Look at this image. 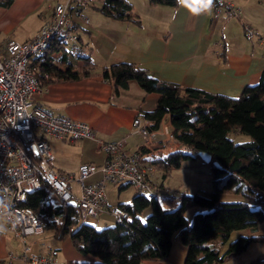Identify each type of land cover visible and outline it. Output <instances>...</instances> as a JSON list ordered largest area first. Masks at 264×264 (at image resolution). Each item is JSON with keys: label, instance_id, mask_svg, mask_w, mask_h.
<instances>
[{"label": "trees", "instance_id": "16d2710c", "mask_svg": "<svg viewBox=\"0 0 264 264\" xmlns=\"http://www.w3.org/2000/svg\"><path fill=\"white\" fill-rule=\"evenodd\" d=\"M10 1L2 4L8 5ZM149 1L167 5L177 2ZM100 9L118 19L138 21V15L125 0H103ZM81 42L78 35L76 48L56 36L32 58L30 67L42 84L78 76L72 70L70 54H78L84 60L83 75L90 73L88 69L94 62L80 52ZM45 73L48 77H44ZM102 75L111 84L113 94L126 89L131 80L145 93H156L155 106L141 108L140 115L152 122L150 130L160 127L163 117L168 116L172 133L179 142L178 149L147 159L159 170L161 178L165 179L185 161L198 158L207 167L210 187L198 186L191 193L184 191L180 203L168 208L158 200L169 195L168 189L158 197H148L134 186L136 190L130 201L117 203L128 212V217L97 229L82 220L77 205L48 203L52 190L42 183L27 193L23 204L44 218L43 230L51 225L56 238H69L78 252L97 257L93 262L66 264H139L144 260L166 259L173 236L187 248L184 264H214L246 250L253 242L264 243V236L255 234L257 226L264 221V80L245 86L238 96H230L160 79L134 62L111 63L102 69ZM230 132L245 137L235 140L229 136ZM159 146L140 144L135 151L147 153ZM199 150L211 155L210 162L199 157ZM153 183L163 188L162 182ZM128 185L131 184L120 187ZM227 190L237 196L234 201L220 200L221 193ZM189 209L193 211L191 221L185 215ZM241 230H247L248 235L238 234L230 239L232 232ZM217 237L221 242L213 245L211 241ZM223 244H226L224 249ZM263 259L261 253L247 264H259Z\"/></svg>", "mask_w": 264, "mask_h": 264}, {"label": "crops", "instance_id": "0c3cea01", "mask_svg": "<svg viewBox=\"0 0 264 264\" xmlns=\"http://www.w3.org/2000/svg\"><path fill=\"white\" fill-rule=\"evenodd\" d=\"M59 1L63 0H11L8 5L0 2V58L5 55V44L9 39L24 42L32 38L41 26L51 19L52 7ZM125 1L138 15V21L118 19L103 12L100 9L103 0H98V4L93 6L94 12L122 21V24H109L110 30L96 41L92 36V30L80 24L83 20L72 12L69 13L76 33L83 40L80 52L89 56L94 64L88 69L90 73L83 75L84 60L78 57V54H70L72 70L78 76L45 83L34 96L35 102L41 107L49 109L57 116L86 122L94 131L93 139L65 142L52 137L47 138L52 153L50 163L55 172L76 174L79 164L84 162L101 165L107 154L99 147L100 142L123 140L125 148L130 150H135L141 144L138 136L132 133V120L134 117H140L145 121L140 115L141 108H153L157 95L145 93L133 80L126 89L113 94L111 84L102 75V69L112 62H134L160 79L230 96H238L245 86L264 80V0H231L238 8L236 16H226L223 11L214 16L213 3L209 9L193 14L187 8L186 0L185 2L177 0L175 5L137 0L143 11L151 16L150 25L145 30H143L145 20L135 9L134 2ZM90 4L91 0H88V5L82 11L84 22H87L86 16L91 18L92 11H89L88 15L84 14L89 10ZM111 25H114L113 29ZM247 26L255 29L256 33L249 36ZM114 29L116 32H113ZM82 33L87 37L83 38ZM94 51H97L101 62L93 59ZM73 57L80 60L74 61ZM97 66H100V69H97ZM162 124L171 128L168 116L163 117L160 125ZM151 136L153 142L148 144L158 143L161 147L165 145L161 141L163 134L159 127L151 130ZM161 147L157 149L159 152L153 150L149 153L155 156L166 154L168 151H163ZM73 149L75 157L70 158L69 154ZM145 162L149 164L147 160ZM159 175V170L153 168L150 178L157 183ZM100 176L101 173L97 172L90 180H96ZM163 180L161 178L159 183ZM121 185L114 186L119 195L128 187H120ZM71 188L78 193V186L75 183H71ZM108 188L105 186L109 205L130 201L136 190L133 187L128 199L121 200L119 197L113 198ZM59 202V198L56 202H51L48 197V203L51 205ZM262 209L264 211V204ZM96 217H103L106 220L112 218L106 211H102ZM241 231L235 236L248 235L247 230ZM43 232L44 230L40 234ZM40 234L18 238L8 230L0 218V259H8L12 255L14 256L12 264H25L20 255L26 249L27 253L50 256L56 264L97 260L94 255L79 254L71 242L62 249L63 244L59 246L53 242L50 244L42 242L36 245L26 241L28 237ZM255 234L264 236V221L257 226ZM53 237L61 240L54 236V232ZM219 242L220 237L211 241L213 245ZM255 243L260 242H253L246 250L228 255L224 259L231 260L229 264H247L257 255L264 253V243H260L259 246H255L258 245ZM221 246L224 249L226 244ZM250 247L258 249V253H254L255 256L248 254ZM186 251V246L175 236L166 259L144 260L139 264H184ZM259 264H264V259Z\"/></svg>", "mask_w": 264, "mask_h": 264}, {"label": "built area", "instance_id": "2783aa9c", "mask_svg": "<svg viewBox=\"0 0 264 264\" xmlns=\"http://www.w3.org/2000/svg\"><path fill=\"white\" fill-rule=\"evenodd\" d=\"M211 3L215 6L214 16L220 11L226 16L238 15V8L231 0H211ZM87 5L88 0L56 2L51 19L27 41L9 39L5 55L0 58V218L8 230L21 239L43 230L44 218L23 204L27 193L42 183H46L61 202L73 201L82 218L99 216L106 211L117 222L127 218L128 212L118 204H107L106 183H129L148 197L163 193L150 178L153 167L145 162L155 156L149 153L153 150L147 153L130 150L125 148L123 140L99 143L107 154L101 165L81 163L76 174L58 173L51 167L48 137L69 141L93 139L94 131L86 122L57 116L35 102L34 96L44 84L35 76L30 64L53 37H61L78 48V34L69 13L84 21L82 11ZM246 31L249 36L256 33L250 26ZM151 124L149 120L133 118L132 133L141 144L153 142ZM159 130L165 144L163 151L178 149L179 142L172 129L162 124ZM97 172L101 176L90 180ZM72 182L78 186V193L71 188ZM182 196L184 191L176 192V197ZM13 257L0 259V264H12ZM20 258L25 264H56L50 256L27 253L26 249Z\"/></svg>", "mask_w": 264, "mask_h": 264}, {"label": "rangeland", "instance_id": "374dc122", "mask_svg": "<svg viewBox=\"0 0 264 264\" xmlns=\"http://www.w3.org/2000/svg\"><path fill=\"white\" fill-rule=\"evenodd\" d=\"M130 1L134 2L135 9L140 12L141 18L143 20H145V25L143 27V30H145V28L149 27V25H150L149 22L151 20V16L148 15V12L143 11V8L141 7V5L139 4V2L137 0H130ZM97 4H98V0H91V4L88 8L89 10L84 13L85 15H88L89 14L88 12L92 11L91 12V14H92L91 18L86 16L87 22H84V21L80 22V24L82 26L87 27V28L92 30V32H93L92 36L94 38V41L99 39L100 36H102V34L106 33L108 30H110L109 24H114V25L119 24V23L122 24L121 23L122 21H118L117 19L103 15L102 13L94 12L95 10L93 9L94 8L93 6H95ZM88 19H89V21H88ZM147 19H148V22H147ZM114 25H111L112 29H113L112 26H114ZM137 29H139V28H137ZM113 32H116L115 29L113 30ZM82 36H83V38L87 37L85 33H82ZM94 44L97 45L95 42H94ZM68 45H69V43H68ZM100 53H101V51H100ZM92 57L97 62H101V60L99 59V56L97 54V51H94ZM72 59L74 61L80 60L77 57H73ZM97 69H100V66H97ZM133 81L136 82L135 80H133ZM229 136L234 138L235 140H241L243 137H245L244 135H239L236 137L232 132L229 133ZM61 141H63V140H61ZM64 141L69 142L68 140H64ZM76 141H78V140H76ZM64 151H66V149ZM69 157L70 158L75 157V150L74 149L69 154ZM158 179L159 180H157V183H159L161 181L160 175L158 176ZM208 179H209V176L207 175L206 165L201 164L200 160L198 158H196L195 160L194 159L187 160L183 163V165L180 168H174L173 170H171L170 175H168L162 181L163 188L160 190L163 193H165V189H168L169 195L161 196L158 198V200L160 201V203L163 206L168 207V208H174L180 203V198L176 197V192L187 191L188 193H191L198 186H200L204 189H209L210 182L208 181ZM105 186H106V188L109 187L108 192H110V194L113 198L119 197V199H121V200L128 199L130 193L133 191L132 188L134 187L133 185H128V187L126 188V191L122 192L119 195L116 188L114 187V186H116L115 184L106 183ZM48 197H49V200L51 202H56L58 199L56 193H54L53 191H50ZM235 197H237V196L235 195V193L232 190H227V191L221 193L220 200L221 201H224V200L234 201ZM145 213H146V211H145ZM185 215L189 219V221H191L193 211L191 209H189L185 212ZM82 220L86 223L94 225L97 229L103 227L106 224H111L114 221L110 217H109V219L106 220L103 217H96V216H89V217L84 218ZM52 228L53 227H51V225H47V227H44V232L42 234H40L38 236L28 237L26 241L27 242H33L32 244H36V245H40L42 242L48 243V244L53 242L54 245L57 244L59 246L63 244L62 249L66 248V244H71L69 238L61 239V240L54 239ZM237 232H239V231L232 232L230 239H233L234 236L237 234ZM173 238H175V236H173ZM27 242H26V244H27ZM255 244H258L255 246H259L260 243H255ZM255 248L256 247H250V249H249L250 251H248V254L255 256L256 254H254V253H258V249H255ZM34 249L36 250V248H34ZM79 254L83 255V253H80V252H79ZM60 256L61 255H59L58 258H60ZM229 263H231V260H225V259L217 262V264H229Z\"/></svg>", "mask_w": 264, "mask_h": 264}, {"label": "clouds", "instance_id": "9594fccd", "mask_svg": "<svg viewBox=\"0 0 264 264\" xmlns=\"http://www.w3.org/2000/svg\"><path fill=\"white\" fill-rule=\"evenodd\" d=\"M186 6L193 14H198L210 8L211 0H186Z\"/></svg>", "mask_w": 264, "mask_h": 264}, {"label": "water", "instance_id": "95a60500", "mask_svg": "<svg viewBox=\"0 0 264 264\" xmlns=\"http://www.w3.org/2000/svg\"><path fill=\"white\" fill-rule=\"evenodd\" d=\"M197 154L199 155V157H200L204 162H210V160H211V155H210L208 152L203 151V150H199V151H197ZM213 163H214L217 167H219L218 162L214 161ZM67 203H69V204H71V205H75V203H74L73 201H69V202H67Z\"/></svg>", "mask_w": 264, "mask_h": 264}]
</instances>
